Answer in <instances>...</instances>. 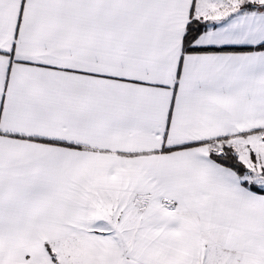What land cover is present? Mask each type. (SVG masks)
<instances>
[{"label":"snow or ice","instance_id":"snow-or-ice-1","mask_svg":"<svg viewBox=\"0 0 264 264\" xmlns=\"http://www.w3.org/2000/svg\"><path fill=\"white\" fill-rule=\"evenodd\" d=\"M0 264H264V0H0Z\"/></svg>","mask_w":264,"mask_h":264}]
</instances>
